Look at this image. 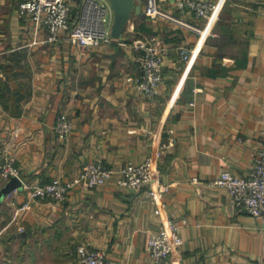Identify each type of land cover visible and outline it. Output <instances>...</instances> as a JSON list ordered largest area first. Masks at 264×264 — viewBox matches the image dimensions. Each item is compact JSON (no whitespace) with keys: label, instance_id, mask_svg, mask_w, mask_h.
<instances>
[{"label":"crops","instance_id":"obj_1","mask_svg":"<svg viewBox=\"0 0 264 264\" xmlns=\"http://www.w3.org/2000/svg\"><path fill=\"white\" fill-rule=\"evenodd\" d=\"M23 1L0 0V142L22 182L68 180L96 159L118 168L160 150L167 206L158 213L144 190L123 189L113 177L28 207L24 184L8 195L0 176V264H75L81 242L112 264H264L262 220L232 212L228 190L210 184L225 169L247 176L264 146V0H224L204 37L122 0L129 11L120 35L87 50L65 36L46 42V28L19 15ZM175 2L161 0L195 22ZM150 40L167 50L155 97L127 80L140 71L136 44ZM61 112L73 122L63 143L54 130ZM166 217L187 221L183 245L157 263L146 246Z\"/></svg>","mask_w":264,"mask_h":264},{"label":"built area","instance_id":"obj_2","mask_svg":"<svg viewBox=\"0 0 264 264\" xmlns=\"http://www.w3.org/2000/svg\"><path fill=\"white\" fill-rule=\"evenodd\" d=\"M224 0H176L175 5L182 16H190L194 21L176 15L161 4V0H140L141 8L147 19L156 21L164 19L185 27L199 36L210 35L207 24L218 15ZM73 6L70 0H25L18 8L20 16L31 20L36 27L47 30L46 42L55 43L67 37L81 50L94 48L112 40L110 29L111 9L106 0H79L77 16L72 25ZM203 23V24H202ZM137 48L142 49L139 57V73L128 75L127 80L134 84L144 96L155 97L160 94L159 85L164 79L163 68L167 50L156 40L139 42ZM191 52L181 50L184 61L190 59ZM73 128L72 120L66 113H61L55 123V132L59 138L66 139ZM162 154L156 150L141 161L128 160L115 168L106 165L103 160L96 159L86 163L78 174L68 180L53 178L45 184H24L28 201L25 206L38 200L65 201L72 188L84 185L90 188L103 185L115 177L116 183L123 189L133 191L144 190L149 198L157 203V212L166 209L164 195L167 187L161 182ZM0 176L4 179L20 177L14 156H6V149L0 144ZM192 182H198L193 177ZM214 186L224 187L229 191L231 211L248 214L260 218L264 222V152L256 155V162L247 176H241L225 169L210 182ZM9 192L8 195H10ZM185 219L175 220L166 217L160 231L151 234L146 250L157 263H166L173 255L180 253L183 239L180 229L186 225ZM75 264H112L103 250L92 248L81 242L76 247Z\"/></svg>","mask_w":264,"mask_h":264},{"label":"water","instance_id":"obj_3","mask_svg":"<svg viewBox=\"0 0 264 264\" xmlns=\"http://www.w3.org/2000/svg\"><path fill=\"white\" fill-rule=\"evenodd\" d=\"M111 8L114 12V24L113 29L111 27V35L119 36L124 25L127 13L129 11V4L122 0H109ZM138 11H141L140 0H138ZM23 186V182L18 177H12L8 181V187L6 193L9 194L13 189Z\"/></svg>","mask_w":264,"mask_h":264},{"label":"rangeland","instance_id":"obj_4","mask_svg":"<svg viewBox=\"0 0 264 264\" xmlns=\"http://www.w3.org/2000/svg\"><path fill=\"white\" fill-rule=\"evenodd\" d=\"M61 113H65V112H61ZM60 113V114H61ZM59 114V115H60ZM58 115V116H59ZM58 118V117H57ZM73 123V122H72ZM73 129V128H72ZM54 130H55V128H54ZM72 131V130H71ZM71 133V132H70ZM55 134H56V132H55ZM70 135V134H69ZM69 135L67 136V138L66 139H62V138H59L58 136H57V134H56V139H57V141L58 142H60V143H63V142H65L67 139H68V137H69ZM0 144H1V142H0ZM2 145V144H1ZM260 150H263V152H264V146L263 147H260L258 150H257V153L260 151ZM257 153H256V155H257ZM91 162V161H90ZM255 162H256V157H255V160H254V164H255ZM89 163V162H88ZM254 166V165H253ZM251 172V171H250ZM221 173V172H220ZM219 173V174H220ZM234 173V172H233ZM218 174V175H219ZM236 174V173H235ZM239 175V174H238ZM55 178H59V179H62V180H65V178H63V177H61V176H56ZM71 178V177H70ZM70 178H68V179H70ZM215 178V177H214ZM219 187V186H218ZM228 193H229V191H228ZM230 195V194H229ZM248 215V214H247ZM252 217V216H251ZM254 218H256V217H254ZM258 219H260V218H258ZM261 220V219H260ZM263 222V221H262ZM264 223V222H263ZM182 248V247H181ZM147 251V250H146Z\"/></svg>","mask_w":264,"mask_h":264},{"label":"trees","instance_id":"obj_5","mask_svg":"<svg viewBox=\"0 0 264 264\" xmlns=\"http://www.w3.org/2000/svg\"><path fill=\"white\" fill-rule=\"evenodd\" d=\"M77 13H78V10H77V7H76V8H74V9L72 10V18H73V19L71 20L70 25H72L73 22L75 21L76 16H77Z\"/></svg>","mask_w":264,"mask_h":264}]
</instances>
